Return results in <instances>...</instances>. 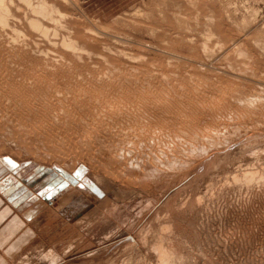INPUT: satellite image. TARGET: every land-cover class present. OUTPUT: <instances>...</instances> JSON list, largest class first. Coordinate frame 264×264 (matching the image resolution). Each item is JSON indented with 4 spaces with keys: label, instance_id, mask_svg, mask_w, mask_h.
Listing matches in <instances>:
<instances>
[{
    "label": "rangeland",
    "instance_id": "374dc122",
    "mask_svg": "<svg viewBox=\"0 0 264 264\" xmlns=\"http://www.w3.org/2000/svg\"><path fill=\"white\" fill-rule=\"evenodd\" d=\"M0 264H264V0H0Z\"/></svg>",
    "mask_w": 264,
    "mask_h": 264
},
{
    "label": "crops",
    "instance_id": "0c3cea01",
    "mask_svg": "<svg viewBox=\"0 0 264 264\" xmlns=\"http://www.w3.org/2000/svg\"><path fill=\"white\" fill-rule=\"evenodd\" d=\"M90 1V0H89Z\"/></svg>",
    "mask_w": 264,
    "mask_h": 264
}]
</instances>
